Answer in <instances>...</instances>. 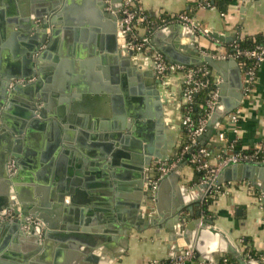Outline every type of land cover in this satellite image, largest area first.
Segmentation results:
<instances>
[{
  "label": "crops",
  "instance_id": "1",
  "mask_svg": "<svg viewBox=\"0 0 264 264\" xmlns=\"http://www.w3.org/2000/svg\"><path fill=\"white\" fill-rule=\"evenodd\" d=\"M38 1L0 0V68L4 67L6 70L8 68L14 73L22 68L21 59L28 49L29 42L22 39L21 32L16 27L10 26L7 29L8 20L18 14L20 17V14L29 13L33 6L39 4ZM68 3L62 13L61 25L57 28L59 30L55 35L48 34L45 43L40 48L41 51L47 45H51L54 50L45 57L41 70L36 69V74L30 81L40 80V90L48 101H56L63 108L61 115L65 118L75 120L87 118L91 121L96 118L100 121L99 129L108 127L114 120L121 122L123 117L120 114L124 106L120 100L123 96L120 90L121 84L114 83L113 78L121 79V76L125 75L121 71H112V61L109 59L108 50L111 42L109 32L111 19L107 17L109 13L99 7L98 0H68ZM135 6L143 13V18L136 24L135 31L140 37H149L155 48H158V45H172L178 33L182 35V43L188 42V39L183 37L188 34V31L179 29L180 24L185 25L176 18L179 13L188 14L199 24L200 32L195 38V44L202 54L221 53L225 55L212 56L214 59H231L227 57V54L230 45L237 38L264 33V0H232L222 10L217 5L210 8L198 7L196 0H135ZM61 7L56 14L61 12ZM38 17L41 16L35 18ZM36 20L40 21L31 19L32 22ZM205 30L224 32L229 39L233 40L230 43L219 42L205 34ZM157 33L159 35L156 36ZM119 41H121L120 38L116 41L118 47H120ZM97 44L101 50L97 56H93L90 52H93ZM65 49L68 52L62 56L61 53ZM54 57L70 59V62L63 63L59 68L53 65ZM149 57L151 56L148 52L136 56V63L140 69L132 68L133 72L127 79V82L129 79L130 82L124 85L123 89L131 88L136 94L141 91L146 93V87L141 78L146 71L151 70ZM118 58L117 62L120 64L124 61V54L122 53ZM237 61L244 83L246 76L241 61ZM209 68L219 92L221 90L219 85L224 79L214 69ZM221 70L226 74L229 68L227 70L221 68ZM137 74H140L139 80ZM160 81L165 89H162V94L167 102V105H164L165 117L171 114V117L180 118V111L176 110L175 103L177 96H182L181 75H170ZM66 89L68 92L64 93L63 90ZM224 90L226 92H222L226 97H231L236 93L231 86ZM168 103L172 106L171 108H168ZM19 104L20 100L19 102L16 100V107ZM40 106L42 107V104ZM134 106L140 105L135 103ZM70 107L71 110H67ZM234 110L239 113V121L236 125L238 130L235 135L232 132L233 125L227 123L226 118H222L212 135L202 140V143L199 141L200 145L206 146L213 156L218 152H224L227 146L226 141L232 138L237 139L238 147L243 150H251L258 145H264V64L258 67L254 80L243 90L242 98ZM9 115L11 120L15 122L18 120L15 110ZM50 119L55 120V118ZM47 121L51 120L47 119ZM56 123L59 125L56 131L59 144L47 157H45L47 148H41L42 143L46 142L45 139L51 136L48 135L49 131L51 134L54 132L51 131L53 127L48 131L47 129H35L29 135L28 140L39 147L38 151L41 149L37 162L34 161L38 164L37 169L31 170L25 166L23 171L18 172L15 181L9 182L0 178V198L2 192L11 194L17 186V194L21 199L19 205L23 212L26 211L27 221L30 219L34 221L37 215L44 221L43 223L37 222L35 226H32V222H27L26 225L18 228L19 233L12 228V224L0 221V264H83L87 255L83 250L85 244H78L77 239H70L77 238V236H85L89 242H101L97 236L113 238L105 243L96 244L97 247L91 250L96 257L104 256L100 261L101 264H150L153 259L166 261L174 258L185 248L182 239L173 241V238L179 233L181 218L190 214L188 211L167 218L165 221L155 222L153 220V224L150 213H138L134 219L129 213H119L123 221L132 219L138 223L139 227H132L125 234L128 225L125 222L115 221L113 222L116 225L115 232L104 233L105 226L100 223V213H94L92 203L101 197L99 195L102 194L101 191H109V184L108 179L101 176L106 173L98 166L101 161L91 157L95 150H104L96 145L104 141L92 138L98 132L80 127L66 128L65 134L63 124L57 121ZM219 133L226 136V141L218 139ZM13 137V135L10 137L8 143L7 140L0 139L1 146L8 144L13 147ZM181 138L182 133L179 140ZM261 153V160H264V147ZM21 154L24 156L23 151ZM123 159L125 158L118 157L116 166L113 168L121 174L119 180L125 183L126 172L122 170L126 169L125 163L127 162ZM46 167L50 168V174H56L59 181L48 175ZM98 172L101 173L99 176ZM67 182L69 191L65 192L66 188L62 191L57 190L60 186H66ZM198 184L200 183L195 171L190 164L186 163L180 173L177 187L181 192L185 190L180 185L192 188ZM173 187L169 184L164 190L166 203L170 201ZM121 188V190L118 189L119 194L129 193L126 190V184H122ZM220 190V193L211 196L212 200L208 205H197L193 208V212L200 211L202 219H210L225 229L244 259L249 249L257 256L254 260L264 264V260H259L264 257V208L258 191L247 181L228 182L221 185ZM185 192L187 195L184 197L183 193L180 197L183 196L190 200L198 193L192 190ZM121 199L126 200V198ZM1 202L2 200H0V205ZM0 207L2 209V206ZM111 214L115 215V213ZM189 220L191 218L187 219ZM47 224L52 229H49ZM33 229L36 230L35 234L32 233ZM207 243L214 246L218 244V241L213 236L207 238ZM195 255L197 260L211 264L210 261L197 256L196 252ZM224 255L215 253L214 263L217 264Z\"/></svg>",
  "mask_w": 264,
  "mask_h": 264
},
{
  "label": "water",
  "instance_id": "2",
  "mask_svg": "<svg viewBox=\"0 0 264 264\" xmlns=\"http://www.w3.org/2000/svg\"><path fill=\"white\" fill-rule=\"evenodd\" d=\"M38 2L39 4L33 6L32 11L29 13L20 14V17H18V14L13 17V19L11 18L8 20L9 24L7 29H9L10 26L19 29L22 39L28 41L29 45L27 51L23 53L21 59L22 68L18 69V72L14 73L8 68V71L4 67L0 68V139L7 140L8 143L10 137L12 135L14 136L12 139L14 140L13 147H10L8 144L3 147L0 144V178L9 182L15 181L16 175H18V172L23 171L25 166L31 170L38 168V164L35 162H37L38 156L41 154L40 150L47 148L45 153V157H47V155L49 156V153L55 150L59 144V137L56 132L59 129V125H57L56 121L63 124V132L65 134L66 128L71 129L76 127L98 132L93 135L92 138L95 140H103L104 143H97L96 145L99 148L101 146L104 150H95L91 157H95L101 161L98 166L106 173L101 174L98 172L97 175L99 176L101 174V176L108 179L109 191H101L102 194H99L101 197L92 203V208L94 213H100V223L105 226L104 233L115 232L116 225L113 224L115 221L119 223L125 222L126 225H128L125 229V234H127L132 227H139L138 223L132 220L134 217L136 218V216H138V213L152 214L151 220L153 224V220L155 222L165 221L167 218L175 217L179 213L188 211L190 214L184 215L181 218L182 222L179 223V233L173 238V241L182 239L186 248L193 249L197 253V256L210 261L211 264H215L213 261V255L215 253H220L222 255L225 253L229 254L239 264H260L257 260L250 261L244 259L240 250L236 247L225 229L213 223L210 219H202L200 211L193 212L195 206H202L205 203L204 200L206 197L204 193L208 188V184L200 183L192 188L180 185L185 191H198L197 195L192 197L191 200L184 198L187 192L183 190L180 192V188L177 186H179L180 173L187 163L186 159L178 163L172 171L164 175L157 184L153 186L151 181L153 179L151 175V164L153 160L160 159L164 161L175 157L179 149L176 148L177 144H179V137L180 134L184 132V129L181 124V117H171V114L165 117L164 105L167 102L164 94H162V89H164V87L161 81L155 77V64L151 57H149L151 61V70L146 71L141 78L146 87V93L141 91L136 94L131 88L123 89L124 85L130 82V79L128 82L127 79L133 72L132 68L137 67L140 69V66L136 63V56L141 54L129 48L128 33H123L121 28L117 25V20L119 18L118 14L113 15L108 12L109 15L107 13V17L111 19V23L109 24L111 42L108 50L109 59L112 61V71L115 70L116 72L121 71L125 73V75L121 76V79L116 77L113 78L114 83L121 84L120 90L123 92V96L120 98L124 105L120 113L121 116H123L121 122L114 120L108 127L99 129L98 126L100 121H97L96 118L94 121L88 120L87 118L78 120L69 117L65 118L64 115H61V110L63 111V108L59 106L56 101H48L42 93V90H40V80L35 82L30 81L36 74V69L37 71L41 70V66L46 59L45 57L49 52H53L52 50L54 49L51 45H47L41 51L40 48L45 43L48 34L55 35L59 30L57 28L61 25L60 20L62 13L66 5L69 4L68 0H39ZM98 2L99 7L105 8L106 5L104 0H98ZM111 3L114 4L113 7L114 10H116L120 7L121 0H111ZM60 6H62L61 12L56 14ZM37 16L41 17L35 18ZM32 18L34 20H40L41 22H39V25L34 21L33 23L31 21ZM53 26L55 29H53ZM195 27H199V24L195 23ZM179 29L188 31V34L183 36L188 39L187 43L181 42L182 35L178 33L176 38L172 41V45H158L156 49L169 61L186 66L205 64L214 69L224 79L223 83L219 85L221 88L218 92L219 102L208 119L206 131L199 137V141L202 143V140L212 135L213 130L216 129L222 118L236 109L242 98L243 90L248 87V84L242 82L241 69L236 59H214L210 55L202 54L195 44V38L197 36L195 28L180 24ZM66 30L67 33H69V30ZM48 31L49 33H47ZM204 33L222 43H230L233 40L229 39L224 32L205 30ZM157 35L159 34L157 33L156 36ZM119 38L121 40L119 41L120 47L116 45V41ZM100 50L101 47L97 44L96 48L93 52H90V54L97 56ZM67 52V49H65V51L61 53L62 56H64V53L67 54ZM122 53L124 54V61L118 64V56H121ZM68 54V56H70V53ZM1 57L3 58L2 54ZM54 58L53 65H57L59 68L63 63L70 62V59ZM72 62L73 61H71V63ZM221 68L223 70L229 68V71L225 74ZM139 76L140 74H137L138 80ZM228 86L233 87L236 91L231 97H226L224 92H222H226L224 89ZM63 92L67 93L68 89L63 90ZM21 97H23V99H20ZM16 100H18V102L20 100V104L17 107L15 105ZM135 103H138L140 106L135 107ZM40 104H42V107H39ZM171 107L172 106L168 103V108ZM175 108L178 111L181 108V97L179 96H177ZM69 109L71 110V107L67 108V110ZM13 110H15V115L18 119L16 122L10 119L9 114L13 113ZM50 118H55V120ZM47 119L51 121H47ZM51 127H53L51 131L54 132L51 134L49 131L48 135H51L50 138L45 139L46 142L42 143V148L38 151L39 147L28 140L31 131L35 129H47L48 131ZM114 146H116L115 149ZM21 151L24 152V156H22ZM120 156L125 158L123 160L127 162L125 163L126 169L122 170L126 172L125 183H123V180H119L121 174H118V171L113 168L116 166L115 163H117V159ZM187 156L186 154L185 158H187ZM11 164H14L12 167L13 169H10ZM49 169L50 168H47L48 175L53 176L55 180L59 181L56 174H50ZM92 174L94 173L92 172ZM232 181H247V183L251 184L258 191L260 201L264 208V160L229 165L221 171L214 185L221 186ZM122 184H126V190L129 191V193H127L128 195L119 194L118 189H122ZM169 184L174 186L173 194L170 196V201L166 203L164 199V190ZM68 186L69 184L67 182L66 186H60L57 190L61 189L60 191H62L63 188H66L65 192H67L69 191ZM17 189V186L14 187L11 194L1 193L0 200H2V202L0 206H2V209L0 207V213H3V211L7 209H11L14 213L17 212V208L20 207L19 200H21L18 197ZM183 193L184 197H180V194ZM121 198H126V200L123 201ZM25 212H23L20 207V214H18L19 218L13 221L3 222L12 224V228L18 232V228L27 224ZM111 213H115V215ZM119 213H129L132 219L123 221ZM39 218L38 215L35 217L32 226H35L37 222H44ZM189 218H191V220L187 221ZM47 226L49 229L51 228L50 225L47 224ZM35 229L32 230L34 234L36 233ZM213 236L217 238L218 244L210 246L207 243V238ZM97 238L100 239L101 242H89L85 236L70 238L71 240L77 239L78 244H85L83 250L87 255L84 258L83 264H101L100 261L104 256L101 255L96 257L91 253V250L97 247L96 244L105 243L113 239L105 236H97Z\"/></svg>",
  "mask_w": 264,
  "mask_h": 264
},
{
  "label": "built area",
  "instance_id": "3",
  "mask_svg": "<svg viewBox=\"0 0 264 264\" xmlns=\"http://www.w3.org/2000/svg\"><path fill=\"white\" fill-rule=\"evenodd\" d=\"M105 11L113 14H118L117 25L121 28L123 33H128L129 48L137 53L143 54L148 52L154 61V72L158 79L164 80L170 75L180 74L182 78V96H181V124L184 129V137L179 140L178 152L175 157L170 160L155 159L151 164V175L153 176L152 184L155 186L157 182L167 173L172 171L178 163L185 160L191 165L195 173L201 174L199 183H207L208 188L205 191L206 203L207 197L221 192V186H215L214 182L221 171L232 164L256 162L259 161V153L262 151L264 145H258L251 150H243L238 147L236 138L226 141V136L223 133L218 134V139L227 142L224 152H218L213 156L206 146L199 143V137L206 131L208 119L219 102L218 90H209L204 104V114L198 119L194 120L192 117V109L195 96L207 88L213 82L211 69L203 65L186 66L177 62L169 61L165 56L159 52L150 42L149 37H140L136 31L135 26L143 18L141 10L135 6V0H121V5L116 10L111 3V0H104ZM198 7L210 8L213 6L211 0H196ZM223 15V14H221ZM176 18L185 25L195 28L197 34L200 32L199 27H195V19L186 13H179ZM172 20L173 17H171ZM41 21H35L39 25ZM237 38L231 45L227 57L234 58L241 61L246 83L249 84L254 80L258 67L264 64V45L255 44L253 47L240 48L239 40ZM208 55V54H205ZM225 56L221 53H212L210 56ZM224 118L226 122L233 125L232 132L237 133V123L239 121L238 111H231ZM188 155L185 158V155ZM14 164L10 165V169ZM204 203V204H205ZM14 211L7 209L0 213V219L4 218H19L20 208H17L16 214ZM27 222H33L28 220ZM244 242V241H241ZM247 260H254L257 256L247 250L245 255ZM259 260H264L259 258ZM150 264H207L203 261L197 260L195 251L193 249L183 248L178 252L174 258L170 260L153 259ZM222 264H228V258L225 255L222 257Z\"/></svg>",
  "mask_w": 264,
  "mask_h": 264
},
{
  "label": "trees",
  "instance_id": "4",
  "mask_svg": "<svg viewBox=\"0 0 264 264\" xmlns=\"http://www.w3.org/2000/svg\"><path fill=\"white\" fill-rule=\"evenodd\" d=\"M213 5H217L221 10L224 9V7L230 3L232 0H211ZM151 29V28H150ZM239 42V46L240 48H251L253 47L255 44H262L264 45V33H260V34H255L253 36H249V37H244V38H240L238 40ZM231 49V47H229V50ZM209 67V66H208ZM213 80V79H212ZM216 84L213 81L211 83V85H209V88L200 91L194 98V104H193V109H192V117L194 120L198 119L199 117H201L204 114V104L207 98V94L209 92V90H213L216 89ZM259 159H262V153H259ZM201 174H197L196 173V178L199 181ZM207 201L205 203V206L208 205L211 200L212 197L208 196L207 197ZM252 252V251H251ZM253 253V252H252ZM225 257L228 258V264H238V262L231 257L229 254L225 255ZM217 264H222V258L217 262Z\"/></svg>",
  "mask_w": 264,
  "mask_h": 264
},
{
  "label": "flooded vegetation",
  "instance_id": "5",
  "mask_svg": "<svg viewBox=\"0 0 264 264\" xmlns=\"http://www.w3.org/2000/svg\"><path fill=\"white\" fill-rule=\"evenodd\" d=\"M180 115L182 116V110H181V108H180ZM13 214H16V213H13ZM14 219H16V218H12V219H10V218H4V219H0V221H13Z\"/></svg>",
  "mask_w": 264,
  "mask_h": 264
},
{
  "label": "rangeland",
  "instance_id": "6",
  "mask_svg": "<svg viewBox=\"0 0 264 264\" xmlns=\"http://www.w3.org/2000/svg\"><path fill=\"white\" fill-rule=\"evenodd\" d=\"M182 137H184V133H182Z\"/></svg>",
  "mask_w": 264,
  "mask_h": 264
},
{
  "label": "bare ground",
  "instance_id": "7",
  "mask_svg": "<svg viewBox=\"0 0 264 264\" xmlns=\"http://www.w3.org/2000/svg\"><path fill=\"white\" fill-rule=\"evenodd\" d=\"M18 208H20V207H18Z\"/></svg>",
  "mask_w": 264,
  "mask_h": 264
}]
</instances>
